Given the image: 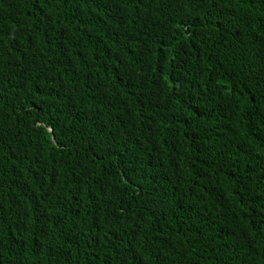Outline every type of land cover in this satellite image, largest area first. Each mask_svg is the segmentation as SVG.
<instances>
[{
	"label": "trees",
	"instance_id": "obj_1",
	"mask_svg": "<svg viewBox=\"0 0 264 264\" xmlns=\"http://www.w3.org/2000/svg\"><path fill=\"white\" fill-rule=\"evenodd\" d=\"M0 264H264V0H0Z\"/></svg>",
	"mask_w": 264,
	"mask_h": 264
}]
</instances>
